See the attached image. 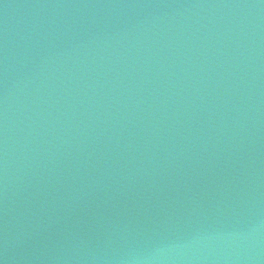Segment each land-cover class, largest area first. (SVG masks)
<instances>
[{
  "label": "water",
  "instance_id": "1",
  "mask_svg": "<svg viewBox=\"0 0 264 264\" xmlns=\"http://www.w3.org/2000/svg\"><path fill=\"white\" fill-rule=\"evenodd\" d=\"M0 264H264V0H0Z\"/></svg>",
  "mask_w": 264,
  "mask_h": 264
}]
</instances>
